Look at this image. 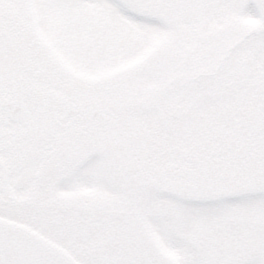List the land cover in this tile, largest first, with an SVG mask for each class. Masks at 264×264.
Here are the masks:
<instances>
[{
  "label": "snow or ice",
  "instance_id": "1",
  "mask_svg": "<svg viewBox=\"0 0 264 264\" xmlns=\"http://www.w3.org/2000/svg\"><path fill=\"white\" fill-rule=\"evenodd\" d=\"M0 264H264V0H0Z\"/></svg>",
  "mask_w": 264,
  "mask_h": 264
}]
</instances>
